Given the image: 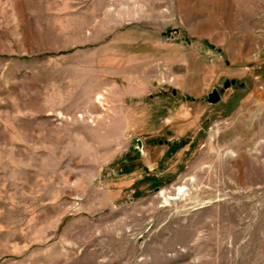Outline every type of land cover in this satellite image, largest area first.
I'll return each instance as SVG.
<instances>
[{"label": "rangeland", "instance_id": "374dc122", "mask_svg": "<svg viewBox=\"0 0 264 264\" xmlns=\"http://www.w3.org/2000/svg\"><path fill=\"white\" fill-rule=\"evenodd\" d=\"M0 264H264V0H0Z\"/></svg>", "mask_w": 264, "mask_h": 264}, {"label": "water", "instance_id": "95a60500", "mask_svg": "<svg viewBox=\"0 0 264 264\" xmlns=\"http://www.w3.org/2000/svg\"><path fill=\"white\" fill-rule=\"evenodd\" d=\"M229 84H234V82L233 81H231L230 83L225 82L224 88L228 87ZM171 94H174V91H171ZM218 100H219V95L217 91H215L214 89L211 90V92L206 95V101L210 104L216 103Z\"/></svg>", "mask_w": 264, "mask_h": 264}]
</instances>
